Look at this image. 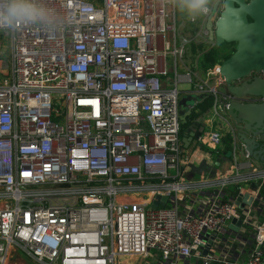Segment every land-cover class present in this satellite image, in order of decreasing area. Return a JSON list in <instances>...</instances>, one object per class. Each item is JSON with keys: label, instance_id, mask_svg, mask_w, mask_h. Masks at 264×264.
<instances>
[{"label": "built area", "instance_id": "2783aa9c", "mask_svg": "<svg viewBox=\"0 0 264 264\" xmlns=\"http://www.w3.org/2000/svg\"><path fill=\"white\" fill-rule=\"evenodd\" d=\"M30 2L48 15L0 26V264L14 250L37 264H119L151 252L160 264H264V159L227 115L233 101L264 99L230 94L220 64L178 73L190 43L214 45L212 8L185 15V35L172 1L169 76L149 47L146 0ZM181 84L201 97L189 111L212 98L199 145L228 148L227 163L214 158L197 179L185 170L196 150L180 134ZM254 139L264 147V136Z\"/></svg>", "mask_w": 264, "mask_h": 264}, {"label": "water", "instance_id": "95a60500", "mask_svg": "<svg viewBox=\"0 0 264 264\" xmlns=\"http://www.w3.org/2000/svg\"><path fill=\"white\" fill-rule=\"evenodd\" d=\"M218 6L219 3L213 5L211 13L215 10L216 14L214 17L210 14L206 22L208 38L217 48L234 45V52L219 66L220 78L224 80L227 91L237 98L252 95L264 99V77L257 76L264 74V0H222L219 12ZM250 75L255 76L250 79ZM199 100V96L182 98L179 102L180 115H184ZM227 115L239 130L250 134L251 137L241 133L239 136L247 152L262 161L264 147H259L254 138L264 136V100L260 104L246 105L233 101ZM198 136L196 134L195 138ZM183 143H186L185 140ZM159 200L162 204L167 201L166 198ZM158 205L159 201H154L151 207L155 209ZM239 226L240 222L234 220L229 230L236 232Z\"/></svg>", "mask_w": 264, "mask_h": 264}, {"label": "rangeland", "instance_id": "374dc122", "mask_svg": "<svg viewBox=\"0 0 264 264\" xmlns=\"http://www.w3.org/2000/svg\"><path fill=\"white\" fill-rule=\"evenodd\" d=\"M149 3H151V8L152 11L156 10L157 12H160L161 14V22H162V27L161 28H153L154 26H157V22L158 20H156L157 18H155L154 16H152L149 11H148V2L146 1V7H145V23H146V33L150 42V49H151V53L155 56L156 59H159L162 64L164 63V60H166L165 66L167 73H169V76H173V74L170 72L171 68L169 66V63L171 62V59H167L165 57V53L164 50L169 42V38L171 35V29L170 26L172 25V22L170 21L171 19V11H172V1L173 0H155L152 1L148 0ZM175 4L177 5V11H178V17L180 16V20L176 21V24H178L179 26H183L184 29H182V31L184 32V34L189 35V32L187 31V27L188 24L186 23V16L185 13L187 12V9H189V4L191 3V0H174ZM206 5L209 7H213V5H215L216 3H219L218 6V12L221 10L222 8V0H205ZM217 12V13H218ZM216 14L215 10H213V12L211 13L212 17H214V15ZM153 26V27H152ZM157 40H160V42H162L161 46H159ZM232 47L231 45H222L220 47V58L224 57L226 54H228ZM189 51L186 52V54L184 55L183 59L181 61L178 62V73L182 74L183 72H185V68H194L195 65H200V62L198 60V58H193L192 56H190ZM198 75H202L201 73V68L198 67L196 69ZM181 90L187 89L188 85L185 84H181L179 87ZM57 104V103H56ZM58 106V104H57ZM149 257H156V254L154 252L149 253ZM127 258V260L129 259H135L136 257H125ZM123 258L122 260H120L121 262L125 259ZM141 259V260H140ZM136 259L139 261L143 260L145 262H149L148 259ZM126 260V259H125ZM194 263V261H191ZM5 264H37L35 263L28 254H26L24 251L22 250H14L13 252H11L8 257L7 260L5 261Z\"/></svg>", "mask_w": 264, "mask_h": 264}, {"label": "crops", "instance_id": "0c3cea01", "mask_svg": "<svg viewBox=\"0 0 264 264\" xmlns=\"http://www.w3.org/2000/svg\"><path fill=\"white\" fill-rule=\"evenodd\" d=\"M194 67H198V66L195 65ZM191 96H193V95L189 92V88L181 90V94H180L181 99L182 98H190ZM188 111H189V108L187 109V112ZM199 122H200L199 129H197V128L191 129L190 131H188V133H186V135H182L183 140H185V142H186L185 144L183 143V147L186 150H188L189 152L196 150L192 161L185 168L186 172L189 174V177L191 179H197L199 177V175H201V173L209 172L210 170H212L213 166H212L211 161L214 158L215 159L219 158V159H217L218 160L217 163H219V167H223L227 163V158H225V156L223 155V151H221L222 148H217L214 150V148L199 145L197 139L195 138V135L199 134L198 132L201 131V129L204 126L203 117H201L199 119ZM190 137H191V139H189ZM217 153H220V154H217ZM263 157H264V155H263ZM243 249L245 250V254H246V251L249 250L247 246H244ZM128 258H131V257H128ZM125 259L122 262L119 261V264H160L159 258H157L155 256L150 257L148 259V261H149L148 263L145 262L144 260H143V262L136 260L139 258L129 259V260H127V258H125ZM191 261H194V263ZM189 264H199V263L197 261H195L194 259H191Z\"/></svg>", "mask_w": 264, "mask_h": 264}, {"label": "trees", "instance_id": "16d2710c", "mask_svg": "<svg viewBox=\"0 0 264 264\" xmlns=\"http://www.w3.org/2000/svg\"><path fill=\"white\" fill-rule=\"evenodd\" d=\"M190 14H194V13H190L189 9H187L185 15L188 16ZM219 50L220 47L217 48L215 45L206 48V46L202 43L192 42L190 43L188 54L193 58H198L200 62V65L198 67L201 68V73L204 74L209 68L214 67L216 64H221L222 61L226 60L234 52V47H232L231 51L222 58H220ZM211 104H212V98L211 96H207L199 104H197L194 109L186 112L182 116L180 115V134L186 135V133H188V131H190L191 129L194 128L199 129L200 126L199 119L203 117L204 114L210 109ZM227 150L228 148H225L223 153H226ZM260 194L262 197H264V187L262 188ZM248 248L251 249L252 246L250 245L248 246ZM263 253H264V249H263ZM213 264H219V263H213Z\"/></svg>", "mask_w": 264, "mask_h": 264}, {"label": "clouds", "instance_id": "9594fccd", "mask_svg": "<svg viewBox=\"0 0 264 264\" xmlns=\"http://www.w3.org/2000/svg\"><path fill=\"white\" fill-rule=\"evenodd\" d=\"M207 12L205 0H191L189 12ZM48 15L46 8L30 2V0H11L3 9H0V26L11 25L16 20L22 22H34Z\"/></svg>", "mask_w": 264, "mask_h": 264}, {"label": "bare ground", "instance_id": "6f19581e", "mask_svg": "<svg viewBox=\"0 0 264 264\" xmlns=\"http://www.w3.org/2000/svg\"><path fill=\"white\" fill-rule=\"evenodd\" d=\"M147 2H148V11H149V13L152 15V16H154L155 18H157L156 20H158V22H157V26H152L153 28H161L162 27V22H161V14H160V12H157L156 10H154V11H152V8H151V3H149V1L148 0H146ZM152 1H155V0H151V2ZM161 1V0H160ZM165 1H167V0H165ZM157 42H158V44H159V46H161V44H162V42H160V40H157ZM149 43V47H150V42H148Z\"/></svg>", "mask_w": 264, "mask_h": 264}]
</instances>
